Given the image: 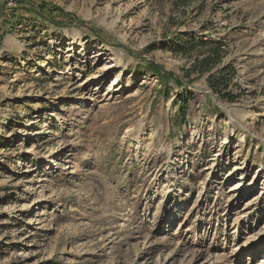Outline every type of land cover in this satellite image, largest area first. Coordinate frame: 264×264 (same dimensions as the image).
Segmentation results:
<instances>
[{"label":"rangeland","instance_id":"1","mask_svg":"<svg viewBox=\"0 0 264 264\" xmlns=\"http://www.w3.org/2000/svg\"><path fill=\"white\" fill-rule=\"evenodd\" d=\"M180 32L223 41L235 102L188 75ZM260 247L264 0H0V264H264Z\"/></svg>","mask_w":264,"mask_h":264},{"label":"trees","instance_id":"2","mask_svg":"<svg viewBox=\"0 0 264 264\" xmlns=\"http://www.w3.org/2000/svg\"><path fill=\"white\" fill-rule=\"evenodd\" d=\"M186 34H188V32L178 33L175 36L176 38L173 39L171 47L177 54L190 61V68L187 69L188 75H206L208 84L214 93H218L221 98L227 101L235 102L236 97L226 92L230 82L237 76L235 67L232 64H228L217 69L226 51L225 48L222 47L223 41L190 36L188 40L183 42V36ZM148 68L152 70L155 75L159 76L161 82L164 84H167L169 80L174 78V73L164 71L163 66L148 63Z\"/></svg>","mask_w":264,"mask_h":264},{"label":"bare ground","instance_id":"3","mask_svg":"<svg viewBox=\"0 0 264 264\" xmlns=\"http://www.w3.org/2000/svg\"><path fill=\"white\" fill-rule=\"evenodd\" d=\"M108 68H110V67H108ZM239 186L240 185L238 184L237 186L234 187V189H231V190H235V189L239 188ZM254 252L256 253L255 256H259L260 254H263L264 253V247L257 248Z\"/></svg>","mask_w":264,"mask_h":264}]
</instances>
